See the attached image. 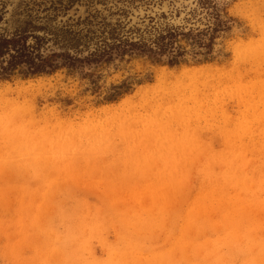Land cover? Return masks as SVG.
<instances>
[{"label":"rangeland","instance_id":"obj_1","mask_svg":"<svg viewBox=\"0 0 264 264\" xmlns=\"http://www.w3.org/2000/svg\"><path fill=\"white\" fill-rule=\"evenodd\" d=\"M0 38V264H264V0H0Z\"/></svg>","mask_w":264,"mask_h":264},{"label":"trees","instance_id":"obj_2","mask_svg":"<svg viewBox=\"0 0 264 264\" xmlns=\"http://www.w3.org/2000/svg\"><path fill=\"white\" fill-rule=\"evenodd\" d=\"M173 37V34H167L166 36L165 35H160L159 37H157L158 39L156 40V42H155V45L158 47V48H162V47H166L165 46V42L167 41V39L168 38H171V39H173L172 38ZM8 42L9 41H6V40H3V39H1L0 38V54L1 55H5L4 54V52L1 50V48H4V50L6 49V47H4V45L6 46V45H8ZM172 44V43H171ZM171 44H168L169 46H171ZM17 47V46H16ZM15 47V48H16ZM173 50V49H172ZM23 53V52H22ZM178 53L179 52H177L176 53V51L174 50V57H173V59H172V63H174V62H176V60L179 58V56L181 55V53H179V55H178ZM21 56H25V55H21ZM13 64V62L12 63H9V70H10V68L13 66L12 65ZM13 68V67H12ZM8 69V68H7ZM7 69H5V70H7Z\"/></svg>","mask_w":264,"mask_h":264},{"label":"bare ground","instance_id":"obj_3","mask_svg":"<svg viewBox=\"0 0 264 264\" xmlns=\"http://www.w3.org/2000/svg\"><path fill=\"white\" fill-rule=\"evenodd\" d=\"M13 3V2H12Z\"/></svg>","mask_w":264,"mask_h":264}]
</instances>
